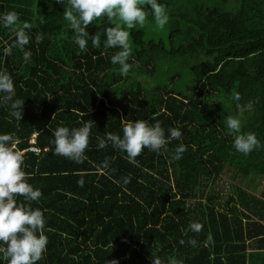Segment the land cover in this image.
Returning <instances> with one entry per match:
<instances>
[{"label": "trees", "instance_id": "1", "mask_svg": "<svg viewBox=\"0 0 264 264\" xmlns=\"http://www.w3.org/2000/svg\"><path fill=\"white\" fill-rule=\"evenodd\" d=\"M64 7L67 0H0V14L14 11L17 23L31 26L29 62L12 47L14 33L0 27V69L13 79V99L24 101L21 120L10 117V101L0 103V134L16 138L28 183L42 193L27 202L46 221L47 249L37 264H151L157 256L163 264H264V188L256 195L235 184L224 201L211 189L226 166L264 176V148L237 152L225 124L228 115L238 116L242 131L264 144V0L185 3L171 9L160 38L147 37L139 25L129 29L125 76L111 63L118 49L103 47L104 29L115 18L90 23L101 47L89 42L81 53ZM176 65L187 70L185 86H178L183 74L172 70ZM121 119L158 120L166 135L178 127L182 138L159 154L143 149L134 161L110 143L98 149L105 133L122 134ZM85 122L91 131L82 161L53 155V130ZM181 142L185 151L174 160ZM0 264H7L2 254Z\"/></svg>", "mask_w": 264, "mask_h": 264}, {"label": "clouds", "instance_id": "2", "mask_svg": "<svg viewBox=\"0 0 264 264\" xmlns=\"http://www.w3.org/2000/svg\"><path fill=\"white\" fill-rule=\"evenodd\" d=\"M64 5L65 0H57ZM147 5V9L144 8ZM151 16L158 30H163L168 23L169 16L165 6L159 0H67L64 7L63 19L72 31L71 41L79 52H86L91 42L93 48L101 47V37L97 32L90 35L88 26L102 16L109 21L118 20L112 27L104 29L103 47L118 49L111 56V63L119 65L122 76L127 75L131 65L130 33L137 25L144 26L146 18ZM19 17L14 11L0 14V27L10 29L15 35L12 47L22 52L24 62H29L31 51L25 46L29 43L27 22L17 23ZM42 37L37 34L35 42L39 43ZM3 53L11 55V48L4 47ZM15 85L11 75L0 69V103L11 102L9 105L10 117L21 120L24 101L13 99ZM233 100H239V93H233ZM122 134L105 133L104 138H98L97 148H105L110 143L114 148L126 153L129 161H134L143 149L157 154L167 151V145L172 140L180 141L182 132L178 127L162 128L160 121L149 122L146 119H121ZM227 134L233 137V148L244 155L255 149L264 148L257 135L253 132L242 131V122L238 116L228 115L225 120ZM91 125L88 122L80 127L58 126L52 132L53 155L68 158L77 163L81 162L85 150L89 145ZM18 141L10 134H0V254L7 264H37L46 252L48 239L45 234V217L40 208H33L31 201H37L42 193L28 183L26 173L22 170L23 155L14 148ZM185 146L181 142L174 150L172 159L181 158ZM108 166V161L103 162ZM127 183V179L124 181ZM81 185L83 181H79ZM17 196H22L24 202H19ZM190 228L199 232L201 225L192 223ZM184 244V241H180ZM188 244L195 246L196 241L189 239ZM108 264H119L118 259L108 261ZM151 264H163L157 257L151 258ZM170 264H179L173 259Z\"/></svg>", "mask_w": 264, "mask_h": 264}, {"label": "rangeland", "instance_id": "3", "mask_svg": "<svg viewBox=\"0 0 264 264\" xmlns=\"http://www.w3.org/2000/svg\"><path fill=\"white\" fill-rule=\"evenodd\" d=\"M169 2L170 4V8L166 9V12L169 16V20L168 23L165 25L163 30H158L155 26L154 20L151 22H145L144 26H140L141 28L144 29V32L146 34L147 37H156V38H160L162 37V35L167 34V26L169 25V21L172 18V10L174 8H178L181 5H185V3H196L198 1H203L206 3H213V2H222L223 0H166ZM99 19H97L96 21H98ZM115 22L118 23L119 21L115 19ZM180 68V67H179ZM181 69V68H180ZM173 71L176 72H182V76L180 78V80L178 81V86H185L187 82H185V80L189 79L185 73L187 72V70H178V65L174 66L172 68ZM165 71V70H163ZM162 72V71H161ZM148 80L151 79V76L146 74ZM162 75V74H160ZM166 73L163 74L162 80H164V78H166ZM145 79V77H143ZM140 77V80L142 82L146 81ZM156 81H160V80H156ZM190 82V81H188ZM241 185L242 187L248 189V191H250L251 193H254L256 195H260L261 191L264 188V176L262 175H249V176H242L241 174H238V172L235 171V169L231 166H226L223 170L222 176L220 178H218L212 186V190L215 193L214 195H218L221 194V198H219V200L224 201L226 199V197L228 196L229 192L234 190V186L233 185ZM210 188H206L204 190V193L207 194L208 191L211 190Z\"/></svg>", "mask_w": 264, "mask_h": 264}, {"label": "bare ground", "instance_id": "4", "mask_svg": "<svg viewBox=\"0 0 264 264\" xmlns=\"http://www.w3.org/2000/svg\"><path fill=\"white\" fill-rule=\"evenodd\" d=\"M167 40V39H166ZM171 48H173V46L171 47ZM172 50V49H171ZM170 53V52H169ZM215 61V60H214ZM180 64V63H179ZM194 71V70H193ZM200 104V103H199ZM187 106V105H186ZM126 117V116H125ZM53 223V222H52ZM49 226V225H48Z\"/></svg>", "mask_w": 264, "mask_h": 264}, {"label": "built area", "instance_id": "5", "mask_svg": "<svg viewBox=\"0 0 264 264\" xmlns=\"http://www.w3.org/2000/svg\"><path fill=\"white\" fill-rule=\"evenodd\" d=\"M32 141H34V140H32Z\"/></svg>", "mask_w": 264, "mask_h": 264}]
</instances>
